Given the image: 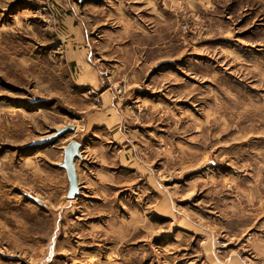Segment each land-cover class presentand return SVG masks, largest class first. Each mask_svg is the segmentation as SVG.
Returning <instances> with one entry per match:
<instances>
[{"label": "rangeland", "instance_id": "1", "mask_svg": "<svg viewBox=\"0 0 264 264\" xmlns=\"http://www.w3.org/2000/svg\"><path fill=\"white\" fill-rule=\"evenodd\" d=\"M66 15L136 32L133 69L77 86ZM263 106L264 0H0V264H264Z\"/></svg>", "mask_w": 264, "mask_h": 264}, {"label": "crops", "instance_id": "2", "mask_svg": "<svg viewBox=\"0 0 264 264\" xmlns=\"http://www.w3.org/2000/svg\"><path fill=\"white\" fill-rule=\"evenodd\" d=\"M64 22L66 23V27L73 32L75 30V35L74 37L71 36V38H69L71 41V43L73 45L71 46H75V50H72V52L74 54H71L72 56H70L69 60L73 63L75 62L77 64V69H78V73H77V80L79 81V84H76L77 86H93V87H99V85H101V83H103L102 80V76L100 77L99 75L104 73L102 72V68L100 65V63H104V62H109L112 63L114 60L118 61L117 63H122L123 67H127L129 66V62L133 61L131 59L126 58V54L128 52L131 51L132 49V44L134 43V38H135V34L136 32L131 31L130 29L128 30L127 27H125L124 25L119 26L118 24H115L114 26L112 25H108L107 27L104 28L105 22L101 21L100 23L97 24L96 29L93 28L92 24H89L88 22L85 24L84 22H82L83 24V33L81 30L80 26L81 24H78V22L75 21L74 17L70 16V15H66L64 17ZM125 24V23H124ZM88 27V28H87ZM131 27V26H129ZM74 29V30H73ZM120 31H123L122 34H119ZM137 32H139L138 30H135ZM119 34V35H118ZM75 43V44H74ZM143 46V45H141ZM140 44L137 45V47H139V49H141ZM101 47H107L106 49H103V55L102 53H100L99 49H101ZM77 53H82V59L81 60H77L75 58L76 52ZM125 53V59H121L120 57H123V54ZM78 62H80V65L78 64ZM129 68L133 69V67H131V65L128 67V70H130ZM105 75V74H104ZM125 75V74H124ZM127 75V74H126ZM107 74H106V80H107ZM136 78H139V74L138 73H131L130 74V78L128 77V79L133 80V83H131L130 85L132 87H135L137 85V82L135 81ZM112 89V85L110 84V82H108L107 88L103 91L102 96L103 95H109V97L111 98V95L113 94V91L110 90ZM112 101H108L107 103H104V99H103V105L106 109V111H110L115 110V104L117 105V103H114V97L111 98ZM94 123V122H92ZM76 132H81L82 130H80V128H75ZM77 139L78 141H80L81 144V148H80V152L82 154V160H80L81 162L84 161V157H85V153L86 151H88V144H90V142L87 140H82L79 139L77 137L72 136L71 138L67 139L61 146V156L60 159L56 162V167H58V163L62 161V147L68 142V140L70 139ZM82 138H86V137H82ZM126 138H128L126 136ZM88 148V149H87ZM76 165V163H75ZM64 171V170H63ZM76 172H77V168H76ZM64 175H65V179H66V174L64 171ZM77 177H78V183L80 185V194L78 196H76L73 199H67L65 196V199L69 201V206L70 208H74V206L76 205V203H78L77 201L79 199H82L83 197V185L79 179V175L77 172ZM66 183H67V179H66ZM67 185L66 184V190H67ZM66 190H65V195H66ZM72 206V207H71Z\"/></svg>", "mask_w": 264, "mask_h": 264}, {"label": "water", "instance_id": "3", "mask_svg": "<svg viewBox=\"0 0 264 264\" xmlns=\"http://www.w3.org/2000/svg\"><path fill=\"white\" fill-rule=\"evenodd\" d=\"M74 126L65 125L61 128H56L50 134L42 137L39 140L32 141L35 146H42L53 143L58 137L62 136L68 131H72ZM81 142L76 139H70L62 147V161L57 165L65 171L67 179L66 198L73 199L80 194V185L78 183V177L76 172V159L82 160V154L80 152Z\"/></svg>", "mask_w": 264, "mask_h": 264}, {"label": "bare ground", "instance_id": "4", "mask_svg": "<svg viewBox=\"0 0 264 264\" xmlns=\"http://www.w3.org/2000/svg\"><path fill=\"white\" fill-rule=\"evenodd\" d=\"M22 15V14H21ZM262 69V68H261ZM261 73V72H260ZM251 104V103H250ZM16 107V106H15ZM254 107V106H253ZM264 107V106H263ZM251 109V108H250ZM256 110V109H255ZM254 111V110H253ZM262 111V110H261ZM258 112V111H257ZM260 113V112H259ZM261 115V114H260ZM176 214V213H175Z\"/></svg>", "mask_w": 264, "mask_h": 264}, {"label": "built area", "instance_id": "5", "mask_svg": "<svg viewBox=\"0 0 264 264\" xmlns=\"http://www.w3.org/2000/svg\"><path fill=\"white\" fill-rule=\"evenodd\" d=\"M184 27H185V25H184Z\"/></svg>", "mask_w": 264, "mask_h": 264}]
</instances>
